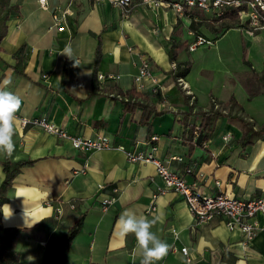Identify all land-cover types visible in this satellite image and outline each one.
Masks as SVG:
<instances>
[{
	"label": "crops",
	"instance_id": "crops-1",
	"mask_svg": "<svg viewBox=\"0 0 264 264\" xmlns=\"http://www.w3.org/2000/svg\"><path fill=\"white\" fill-rule=\"evenodd\" d=\"M10 1L19 9L7 21L0 42V96L13 114L0 113V184L5 158L35 160L15 176L6 191L8 201L1 206L3 227L29 229L14 242L19 261L40 264L46 242L58 241L82 215L63 264H184L183 247L191 264H264L262 232L243 244L241 232L229 229L223 218L196 224L182 197L172 191L158 194L150 211L152 196L161 184L155 167L125 157V150L154 147L156 157L203 194L225 192L239 199L262 195L264 138L243 147L237 142L239 127L220 117L212 137L190 149L184 142L180 115L175 113L188 107L192 112L206 110L211 98L226 102L233 97L243 117L261 126L264 80L258 78L264 45L259 42L262 47L256 49L253 43L262 36L264 44V29L253 31L239 22L218 33L219 22L212 13L199 8L177 13L166 5L175 0H164L153 9L134 0L127 14L95 0H45L46 9L39 7L38 0ZM65 9L71 14L59 29L52 17ZM183 30L205 38L216 49L218 41L230 35L225 55L239 44L241 62L249 70L224 64L217 53L206 58L202 53L193 55L209 43L189 50L194 36L188 34L186 46L177 50L174 61L188 64L184 79L195 95L194 104L189 105L174 84L168 58L171 43L182 40ZM242 34L249 37L250 45L243 47ZM98 42L101 55L96 75L118 78L96 81L99 89L92 92ZM22 44H26L25 76L12 68V54ZM142 57L150 61L151 74L161 88L158 93H152L149 79L136 88L134 76ZM62 73L65 84L60 89ZM113 87L134 89L140 95L133 97L135 102L167 112L147 115L141 107L126 110L123 102L106 96L115 91L110 90ZM34 116L46 117L71 135L105 134L111 147L75 150L67 139L20 125L19 118ZM225 133L231 135L227 142L222 139ZM104 196L113 197L106 209L101 208Z\"/></svg>",
	"mask_w": 264,
	"mask_h": 264
},
{
	"label": "built area",
	"instance_id": "built-area-1",
	"mask_svg": "<svg viewBox=\"0 0 264 264\" xmlns=\"http://www.w3.org/2000/svg\"><path fill=\"white\" fill-rule=\"evenodd\" d=\"M95 1L107 2L122 14H127L134 3V0ZM38 3L40 8H47L45 0H38ZM139 3L149 9H153L166 2L164 0H139ZM166 5L170 6L177 13H182L184 9L199 8L207 13H212L214 16H220L225 8L230 7L237 10L240 23L247 24L253 31L264 29V0H175L166 3ZM70 14L71 11L68 9L63 10L59 15L53 14V25L59 26V29L64 28L67 22L66 16ZM188 34L194 36V40L188 45L189 50L209 43L208 40L199 35H194L191 31H188ZM176 67V62L172 60L170 62V69L173 73H175ZM44 77L45 75H43ZM117 78L118 76L112 74H97L94 81H113ZM144 79L151 81L152 93L161 91V88L156 84V79L151 74L150 61L146 57H142L138 66V72L134 76L136 88L140 89L143 87L142 83ZM174 84L182 90L188 99L189 105H193L195 95L187 81L181 76H175ZM106 96L110 100L117 102L132 103L135 101L133 97L128 95L127 91L108 92ZM210 104L213 109H219V104L214 98H211ZM222 112L225 113L226 111L222 110ZM0 113L13 115L1 96ZM19 121L22 127H26L27 125L36 126L59 138L67 139L75 150L87 152L111 147L110 138L105 134H97L92 137L71 135L44 116L24 117L19 118ZM230 137V133H225L222 139L227 142ZM150 139L154 141L156 140V136H151ZM154 150V147L148 150H125V157L129 162L153 164L156 174L161 180L160 186L152 196V203L149 207L150 211L155 209L154 199L158 194L172 191L182 197L196 224L204 223L214 217L223 218L225 225L229 229H237L241 232L243 244H248L257 233H264V193L258 197L248 199H239L225 192H219L214 195L203 194L193 184H189L182 174L171 170L167 162L156 157ZM173 159L181 160L180 157H173ZM186 171L191 172V168L186 169ZM216 184H219V182H216ZM112 200V196H104L101 200V208L106 209L112 203ZM57 212L60 213V209ZM180 252L185 256L184 264H191L187 248H181Z\"/></svg>",
	"mask_w": 264,
	"mask_h": 264
},
{
	"label": "trees",
	"instance_id": "trees-1",
	"mask_svg": "<svg viewBox=\"0 0 264 264\" xmlns=\"http://www.w3.org/2000/svg\"><path fill=\"white\" fill-rule=\"evenodd\" d=\"M169 1V0H165ZM172 2V1H170ZM19 5L11 3L10 0H0V42L7 32V21L12 14L18 13ZM186 11V10H185ZM215 21H218L217 32L223 33L227 29L233 26H239L237 10L234 8H225L220 16H214ZM245 25V24H244ZM185 40H178L172 42L168 52V58L175 60L177 50L185 47ZM26 44L20 45L15 52L12 54L14 59L13 70L21 75L25 76L24 73V62H25ZM101 50L98 42L95 49L94 59V78L96 76V66L100 60ZM175 76H181L184 78L188 72V64L177 63L176 64ZM92 84V92H96L99 86L94 81ZM258 80L262 82L264 80V56H263V70L259 75ZM99 83V82H98ZM65 84V74L61 75L60 89H63ZM262 84V83H261ZM264 87V85H263ZM120 91L118 88L113 87L110 90ZM264 89V88H263ZM130 97H139L140 95L134 91V89L127 91ZM219 109H213L210 105L206 110H197L192 112L191 107L187 110L176 112L179 116V122L182 124L186 137L184 142L191 149L193 146H202L204 142L209 140L213 135L214 125L218 118L226 117L227 120L239 127L241 134L237 139L243 147L256 141L257 139L264 138V123L261 126H255L252 122L243 117L241 106L237 103L235 98L231 97L226 102H218ZM136 107H141L143 111H146L147 115L155 114L160 115L167 111H155L153 106L144 103H138L137 101L132 103H124V109L133 110ZM222 110L226 112L223 113ZM35 160H19L11 161L5 158L1 162L2 172L4 174L3 180L0 184V262L2 264H22L19 261V254L14 249L15 239L22 233L27 232L28 228L18 227H3L1 225V206L8 201L6 191L11 185L15 176L20 172L23 167L32 165ZM83 216H79L76 221L67 229L65 234L58 241H47L45 244V250L43 258L40 264H63L69 247L73 239L78 234Z\"/></svg>",
	"mask_w": 264,
	"mask_h": 264
},
{
	"label": "rangeland",
	"instance_id": "rangeland-1",
	"mask_svg": "<svg viewBox=\"0 0 264 264\" xmlns=\"http://www.w3.org/2000/svg\"><path fill=\"white\" fill-rule=\"evenodd\" d=\"M131 8L129 9L128 13L131 11ZM254 31H256V30H254ZM242 35L243 36L241 38V43H242L243 47L250 45L252 42H251V40H249V37L246 36L245 34H242ZM187 38H189V35L187 34V32L185 30H183V35L181 36V39L185 40ZM255 40L256 41L253 43V45L256 47V49H257V45H258L259 42L262 44V46L264 45L262 36L257 37ZM229 41H231L230 35L220 39L218 41V44H217L218 45V49H216V47H213V44H211L209 42V44L207 43L209 46L206 45L205 47H203V48L199 49L198 51H196L193 55H195V54L199 55L200 53H202L203 54V58H206L210 54H212L214 56L217 53L218 55H220L223 58V63L224 64L230 65V66H237V67H240V68L245 67L246 65L244 66L243 63L241 62L242 58L240 56V46H239V44H237L236 47L232 46L231 50L227 53V56L225 55V53H224L225 51L224 50H226L229 47V45H230ZM262 46L258 45V47H262ZM252 58L254 59V56ZM253 62H254V60H253ZM213 64H216V62L213 63ZM245 68H247V70H249L248 67H245ZM248 74H251V72L249 71Z\"/></svg>",
	"mask_w": 264,
	"mask_h": 264
}]
</instances>
